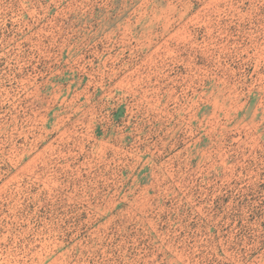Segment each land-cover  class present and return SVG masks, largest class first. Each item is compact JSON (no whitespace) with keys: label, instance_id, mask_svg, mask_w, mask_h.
Returning <instances> with one entry per match:
<instances>
[{"label":"rangeland","instance_id":"rangeland-1","mask_svg":"<svg viewBox=\"0 0 264 264\" xmlns=\"http://www.w3.org/2000/svg\"><path fill=\"white\" fill-rule=\"evenodd\" d=\"M0 264H264V0H0Z\"/></svg>","mask_w":264,"mask_h":264}]
</instances>
